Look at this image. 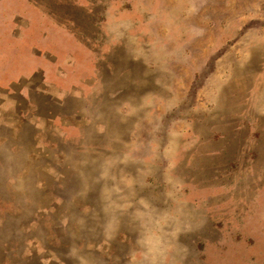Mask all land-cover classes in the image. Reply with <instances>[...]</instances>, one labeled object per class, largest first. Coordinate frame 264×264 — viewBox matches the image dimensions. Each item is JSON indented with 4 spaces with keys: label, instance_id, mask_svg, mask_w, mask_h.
<instances>
[{
    "label": "rangeland",
    "instance_id": "rangeland-1",
    "mask_svg": "<svg viewBox=\"0 0 264 264\" xmlns=\"http://www.w3.org/2000/svg\"><path fill=\"white\" fill-rule=\"evenodd\" d=\"M4 142L52 242L72 217L103 264H264V0H0ZM30 236L0 261L67 264Z\"/></svg>",
    "mask_w": 264,
    "mask_h": 264
},
{
    "label": "trees",
    "instance_id": "trees-1",
    "mask_svg": "<svg viewBox=\"0 0 264 264\" xmlns=\"http://www.w3.org/2000/svg\"><path fill=\"white\" fill-rule=\"evenodd\" d=\"M31 127H27V125H24L21 130H19L17 137H12L14 139L17 138L18 143L23 144L28 142L26 136H28L30 133L28 131H31ZM5 130V129H4ZM229 151L228 149H224L223 151H219L220 154H225ZM24 149L22 148L18 154H14L12 152V148L10 146H7V143H3L2 147H0V155L4 158H0V170H5L7 168V162L5 166H3V160L5 159V156L7 157V161L15 162L18 158L23 154ZM216 154H218L217 151H213ZM78 176V175H77ZM77 176H75L77 178ZM9 186H0V202L3 205H6L7 207L5 209H2L1 207V213L4 217V222L0 224V245L3 246L6 244L8 246V249H13L15 246H19L20 244L26 245V241L32 233L39 232L41 234L40 237L42 240V243L45 246H48V248L52 249L56 255L61 258L63 261H66L67 264H90L88 259V254L90 253H96L91 259L93 261H98V263L93 262V264H103L104 258L101 254H99L98 250L96 248H84L86 247V244L83 245V247L80 246V244L75 243L74 241L70 240L68 241V236L70 239V236L74 232V234H77L79 231V228L81 227L80 224H76L75 220L72 217H69L65 223V231L61 234L58 233V230L55 228V234L56 239L52 242L51 239H47V234L50 231L51 226L49 225V221L46 219H41L39 217V214L37 215V207L36 203L38 201V192L39 188L36 186L35 189L37 191V195L34 192V190L31 188L32 198L29 199V202H19V199H21L23 194V187L21 186H13L9 182L7 183ZM92 186L90 188H86L83 184V182L78 179V182L76 185H72V183L66 188V190H72L73 192H79V194L84 193L86 195L85 201L87 203L93 204L95 202H92ZM25 192L27 190L25 189ZM28 193V192H27ZM29 194V193H28ZM34 197V198H33ZM72 206H75L72 204ZM76 207V206H75ZM74 211L78 213V220H80L82 224V232L87 235L91 233V230H96L94 227L97 223L94 222V218L92 216V213L90 211L84 212L79 210L78 208H74ZM35 219V220H34ZM32 220H34V223L38 224V226L31 228L33 225ZM38 220L39 222H36ZM55 220L58 221V218H55ZM74 223V224H73ZM26 226L30 227L29 233H26L24 230ZM27 227V228H28ZM52 229V228H51ZM73 230V232H72ZM23 233H25L28 238L23 236ZM94 233V232H93ZM99 235L101 234L98 231ZM91 238L94 237V234L90 236ZM84 239V238H83ZM86 239H84L85 241ZM117 246V244H116ZM82 256H85L83 259ZM40 257L33 256L30 259H19L17 261H12L9 257L3 261H0V264H42L40 261Z\"/></svg>",
    "mask_w": 264,
    "mask_h": 264
}]
</instances>
